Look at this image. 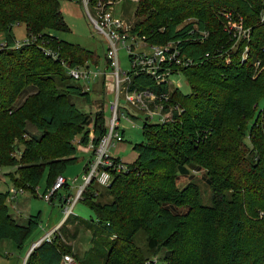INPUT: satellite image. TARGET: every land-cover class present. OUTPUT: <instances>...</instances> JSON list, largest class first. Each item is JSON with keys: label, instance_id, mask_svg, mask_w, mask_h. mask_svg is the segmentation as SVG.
Wrapping results in <instances>:
<instances>
[{"label": "trees", "instance_id": "16d2710c", "mask_svg": "<svg viewBox=\"0 0 264 264\" xmlns=\"http://www.w3.org/2000/svg\"><path fill=\"white\" fill-rule=\"evenodd\" d=\"M228 14L250 28L249 38L237 40L228 30ZM135 17L133 33L150 44L178 42L192 59L181 71L191 91L157 86L143 72L133 74V84L166 89L183 111L165 122L145 119V140L133 145L136 159L112 171L110 185L93 180L86 186L80 201L95 216L64 219L24 264H63L65 254L78 264H146V251L161 248L166 264H196L195 253L209 264H264V0H138ZM19 23L27 41L16 47ZM68 30L59 0H0V166L14 167L7 172L12 185L31 193L44 171L46 191L77 159V145L97 144L107 131L103 109L90 114L70 99L92 102L91 90L66 66L98 63L99 56L53 32ZM191 170L204 171L210 204H202L195 182L178 185ZM107 194L111 200L103 201ZM8 195L0 192V240L21 249L39 225V212L18 221ZM74 219L87 224L93 242L105 235L81 255L66 243V223ZM143 228L147 249L136 241Z\"/></svg>", "mask_w": 264, "mask_h": 264}, {"label": "rangeland", "instance_id": "374dc122", "mask_svg": "<svg viewBox=\"0 0 264 264\" xmlns=\"http://www.w3.org/2000/svg\"><path fill=\"white\" fill-rule=\"evenodd\" d=\"M137 1L138 0H115L110 6L113 8L116 15H122L124 20L129 25H132L136 19L135 9ZM59 4L63 18L68 25L69 30L53 32L62 39L92 49L99 56V60L98 63L90 62L91 68L99 69L100 71L105 70L107 67L106 51L108 43L105 36L95 28L83 2H81V0H59ZM90 10L93 15L97 16L93 6L90 7ZM229 20L232 21L231 17ZM13 32L16 42L23 43L26 41L25 27L22 23L15 24L13 26ZM120 59L122 69L124 71L130 70L131 62L129 54L125 49H120ZM170 80V89L174 88V86H178L184 93H189L191 91V87L183 73L172 74ZM90 94L92 98L90 104L80 96H71L70 99L74 101L80 109H83L90 114H94L98 110L103 109L106 122H108L111 117L110 104L115 101L112 77L107 75L106 81L104 77L97 78L92 84ZM260 107H264V99L261 101ZM151 110L153 111L154 116H157L162 112V109L157 108L156 104H151ZM121 112L124 113V116L121 114L120 118V130H123V140L114 146H111L110 152L114 155H119L127 162H133L137 157L133 145L145 140L142 133V125L147 113L137 105L126 103L124 100L120 103V113ZM126 116H128V118ZM77 140L78 137L74 139L75 142H77ZM18 154V151H16V155ZM75 155L77 159L73 163L68 164L61 174L64 178H67L70 190L60 188L58 190V195H60V197L74 194L76 188L83 183L80 176L81 173H83L86 160L91 156L89 147L77 145ZM13 168L14 167L8 165L0 166V192H5L11 187H15L12 185L9 176L7 175V172L12 171ZM74 177H76V180L71 181ZM189 181H193L198 185L202 204H210L212 200V190L206 182L204 171L191 170L189 175H181L177 179V183L180 187L187 185ZM45 183L46 172L44 171L35 188V193H31L27 189H22L23 191L18 192L14 199L11 198V195L7 196L6 204L10 213L16 214L23 219L30 214H36L39 212L40 222L37 229L21 249H18L10 239L5 238L0 240V264H21L30 244L40 238L44 232L54 228L55 225L63 219V213L60 206L61 203L58 198L52 196L53 199L51 201L42 197ZM102 200L109 201L111 200V196L107 194ZM72 214L86 219H91L92 216H95L94 211L80 200H78L76 205L73 206ZM72 216L73 215H69L66 218L71 219ZM66 227L71 234V236L66 239V243L71 246L75 253L80 255L83 254L85 250L91 248L97 240L98 241L95 244H100L101 240L105 237V235L98 233L96 236L97 239H95L96 241L93 242L94 238H91V233L87 228V224L80 222L78 219L66 223ZM147 233V230L143 228L139 230L136 236L137 244L144 249H147ZM146 252L148 256V264H166L168 262L166 259L168 253H166L164 248ZM194 259L196 264H209L200 254L195 253ZM70 264L78 263L73 260Z\"/></svg>", "mask_w": 264, "mask_h": 264}, {"label": "built area", "instance_id": "2783aa9c", "mask_svg": "<svg viewBox=\"0 0 264 264\" xmlns=\"http://www.w3.org/2000/svg\"><path fill=\"white\" fill-rule=\"evenodd\" d=\"M81 2H83L95 28L105 36L108 43L106 51L107 67L105 70L100 71L99 69L91 68L90 62H86L84 65L74 67L66 66L67 73L72 79L80 83L83 90H91L92 84L97 78L104 77L106 81L107 75H110L113 79L115 101L110 104L111 117L106 122V133L97 144L90 143L88 145L91 156L80 176L83 183L76 188L74 194L60 197L63 219L72 214L73 206L83 197V192L89 183L95 180L102 186H108L112 181V171L119 172L128 168V162H125L110 152L111 146L123 140V130H120L121 114L124 116L123 112L120 113V103L122 100L126 103L135 104L145 110L147 113L145 119L151 121L165 122L171 118L174 111H183V107L179 103L170 101V94L166 89H160L150 85H134L132 81L133 74L147 73L154 78L157 86L166 84L170 90V76L175 73H180L183 67L192 64V59L182 53L178 42L168 41L161 45L150 44L146 41L145 36H139L137 33H133L132 25H129L122 15H116L114 13L113 8L110 6L112 3L111 0L107 2L109 3L108 6L103 0H97L95 5H91L90 0H81ZM92 6L97 16L91 12L90 7ZM226 16L230 18V14ZM227 27L228 30L233 32L237 40L249 38L250 28L243 27L241 22L229 20ZM201 34L202 37L207 36L206 31H202ZM20 44L19 42H15L16 47ZM3 46L4 41L0 40V47ZM120 49H125L129 54L131 69L128 71H124L121 67ZM246 51L247 47L243 53V59L247 57ZM43 52L52 57H56L55 51L50 48L43 47ZM257 65H260V61H257ZM261 69H264V65L261 66ZM151 104H156V107L162 109V112L154 116L151 110ZM126 117L128 118V116ZM75 180L76 177L71 179V181ZM64 185L69 186L67 178H64L61 174L57 175L50 187L43 192L42 197L50 200ZM17 192H22V188L11 187L9 189V193L11 194ZM56 230L57 228L54 227L33 241L23 257L21 264L25 263L26 257L33 247L42 241H50ZM72 261L73 257L70 254L63 255V264H70ZM146 264H148V261Z\"/></svg>", "mask_w": 264, "mask_h": 264}, {"label": "crops", "instance_id": "0c3cea01", "mask_svg": "<svg viewBox=\"0 0 264 264\" xmlns=\"http://www.w3.org/2000/svg\"><path fill=\"white\" fill-rule=\"evenodd\" d=\"M90 153H91V151H90ZM115 156H117V157H119V158H121L119 155H115ZM90 158V157H89ZM89 158L86 160V163L88 162V160H89ZM122 159V158H121ZM122 160H124V159H122ZM125 162H127L126 160H124ZM86 163H85V165H86ZM129 163V162H128ZM84 170V169H83ZM63 189H67V190H70V185L68 186L67 185V187H65V185H64V187H63ZM9 190V189H8ZM23 191V190H22ZM17 194H18V192L17 193H15V194H9V195H11V198L12 199H14L15 198V196H17ZM59 194V192L55 195V196H53V197H57L58 198V200L60 201V195H58ZM8 195V196H9ZM52 199L53 198H50V200L52 201ZM77 203V202H76ZM76 203H75V205H76ZM74 205V206H75ZM29 210V209H28ZM12 214V216L14 217V218H16L18 221H21V222H24L25 220H26V218H23V219H21V217L20 216H18V215H16V214H13V213H11ZM71 215H74V214H71ZM64 221V219H61L56 225H55V227H59L61 224H62V222ZM29 249V248H28ZM27 252V251H26Z\"/></svg>", "mask_w": 264, "mask_h": 264}]
</instances>
